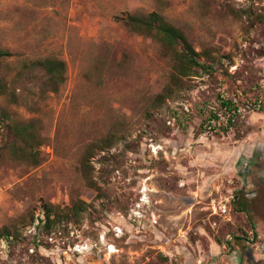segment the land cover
Instances as JSON below:
<instances>
[{
	"label": "rangeland",
	"instance_id": "rangeland-1",
	"mask_svg": "<svg viewBox=\"0 0 264 264\" xmlns=\"http://www.w3.org/2000/svg\"><path fill=\"white\" fill-rule=\"evenodd\" d=\"M136 11L180 28L205 68L173 80L161 43L122 24ZM0 47L18 94L0 111L35 120L41 140L15 159L0 124V229L15 236L0 264H264V107L204 127L221 88L264 99V0H0ZM45 57L65 62L57 92L41 70L19 73ZM77 199L79 221L37 222L43 204Z\"/></svg>",
	"mask_w": 264,
	"mask_h": 264
},
{
	"label": "trees",
	"instance_id": "trees-1",
	"mask_svg": "<svg viewBox=\"0 0 264 264\" xmlns=\"http://www.w3.org/2000/svg\"><path fill=\"white\" fill-rule=\"evenodd\" d=\"M122 24L131 32H137L147 36H151L161 43V48L165 55H170L173 62V72L171 77L177 80L178 76H188L192 73V67L198 66L201 69L205 65L199 62L201 52L195 50L190 44L184 32L167 21L163 15L156 11L142 13L139 11L129 13L126 12L120 18ZM180 45L181 51L176 47ZM10 52L0 47V58L9 56ZM209 65V64H207ZM27 68L38 69L43 72L44 76V90L49 92H57L60 85L65 81L66 66L61 59L54 57H45L29 62H23L19 73H23ZM44 91V92H45ZM171 89L166 86L162 94H157L158 99L164 96H169ZM8 95L9 98L16 102L18 94L11 90L6 82L0 78V95ZM7 120L4 125L5 132L1 141L4 147L7 148L11 156L15 159L35 158L33 149L39 146L41 140L38 137L35 120H17L12 119L9 113L2 109L0 111V124ZM112 137L101 138L92 144H89L82 156V166L87 168L91 166L90 158L93 156V150H104L113 144ZM37 160H35V163ZM88 207V203L81 199H77L71 203L70 206L59 209L52 204H43V217L37 216V222L43 223V227L50 231L59 221L66 219L72 221H79L81 214ZM15 237L5 226L0 229V239H4L10 243V239Z\"/></svg>",
	"mask_w": 264,
	"mask_h": 264
},
{
	"label": "built area",
	"instance_id": "built-area-1",
	"mask_svg": "<svg viewBox=\"0 0 264 264\" xmlns=\"http://www.w3.org/2000/svg\"><path fill=\"white\" fill-rule=\"evenodd\" d=\"M264 107L263 98H255L252 94L233 92L230 95L224 88L220 89L216 106H211L204 122L206 130L231 128L239 118Z\"/></svg>",
	"mask_w": 264,
	"mask_h": 264
}]
</instances>
